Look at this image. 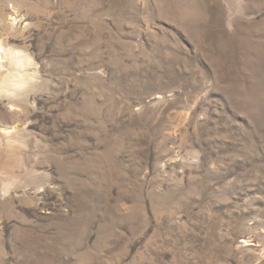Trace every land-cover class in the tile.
Segmentation results:
<instances>
[{"label": "rangeland", "instance_id": "rangeland-1", "mask_svg": "<svg viewBox=\"0 0 264 264\" xmlns=\"http://www.w3.org/2000/svg\"><path fill=\"white\" fill-rule=\"evenodd\" d=\"M0 49V264H264V0H0Z\"/></svg>", "mask_w": 264, "mask_h": 264}, {"label": "bare ground", "instance_id": "bare-ground-1", "mask_svg": "<svg viewBox=\"0 0 264 264\" xmlns=\"http://www.w3.org/2000/svg\"><path fill=\"white\" fill-rule=\"evenodd\" d=\"M2 45V44H1ZM8 48V47H7ZM6 49V48H5ZM1 50V49H0ZM6 51V50H5ZM9 52V51H8ZM12 53V51H10ZM10 53V54H11ZM7 54V53H6ZM5 54V55H6ZM16 54V53H15ZM14 55V54H13ZM8 57H10L9 55H7ZM12 56V55H11ZM15 56V55H14ZM16 59V57H14ZM13 56L11 59H13ZM8 60V58H7ZM10 61V60H9ZM6 61L3 60V57L0 55V88H8V87H11L13 86V84L10 82L11 81V76L9 75V72L8 73H5V67H6ZM16 63V62H15ZM14 64V63H13ZM12 65V64H11ZM10 65V67H11ZM15 65V64H14ZM13 66V65H12ZM7 68V67H6ZM8 69V68H7ZM11 69V68H10ZM13 76V75H12ZM23 83V82H22ZM22 86V85H21ZM13 90V89H12ZM6 91V90H5ZM9 137V136H8ZM6 139V138H5Z\"/></svg>", "mask_w": 264, "mask_h": 264}]
</instances>
